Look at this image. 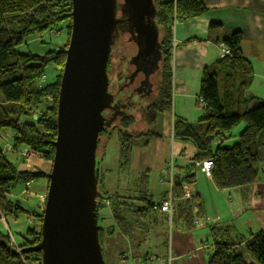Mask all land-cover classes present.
Returning <instances> with one entry per match:
<instances>
[{"label": "trees", "instance_id": "1", "mask_svg": "<svg viewBox=\"0 0 264 264\" xmlns=\"http://www.w3.org/2000/svg\"><path fill=\"white\" fill-rule=\"evenodd\" d=\"M163 1L158 7L155 5V25L160 32V73L157 96L145 111L143 122L148 129L141 135L147 137L144 145L149 140L161 137L154 131L157 115L171 111V48L174 24L199 17L206 12L200 0H176L175 10L171 0ZM70 13V0H0V131L10 133L13 150L31 151L50 164L57 135V96L67 46L57 51H49L43 56L21 54L16 52V47L25 38L41 35L49 28L64 23L68 25V42L71 32ZM220 27L221 25L212 23L209 30L214 31ZM210 39L212 37L208 36L206 40ZM241 41L240 31L229 33L219 42L217 40L228 48L230 54L202 70L197 102L203 108L204 118L192 124L175 117L173 137L189 141L195 154L190 159V164L185 167V175L174 177L171 217L160 211L159 202L163 200L160 199L161 196L154 200V196L147 189L146 172L137 177L135 190L127 195L117 192L108 194L103 189L98 190L101 197L97 200V212L100 202L104 200L112 211L115 222L113 228L117 227L125 238L130 237L128 233L131 232L127 220L142 226L170 225L172 228L190 230L194 228L195 220L204 218L203 203L193 196L184 198L182 192L183 186L192 184L195 162L212 160L210 180L218 190H247L264 174V101L252 102L246 99L253 73L250 62L240 51ZM49 66H54L56 71L54 79L47 83L44 74ZM128 105L127 103V107ZM115 120L121 125L114 128V131L119 142L118 170L122 171L121 169H127L131 163L134 142L127 127L132 119L124 111ZM240 125L244 128L236 136L237 142L224 146L222 143ZM106 130H102L99 139L107 133ZM112 134L109 133V138ZM216 140L222 143L216 144ZM103 156L102 153L100 159L96 160L97 165L101 163ZM97 165V185L102 188L104 172L107 171H101ZM190 175L192 176L188 177ZM47 177L48 174L41 170L18 171L0 146V218L7 214L16 217L25 213L37 222L36 227L27 229L24 242L20 244L9 234L0 233V264H28L29 259L41 264L40 253L20 252L40 242L45 202L26 209L19 200H10L8 196L16 183L26 185L32 181L45 180L48 185ZM162 195L165 198L166 194ZM102 231L99 227L98 238L104 262L107 264L103 253ZM216 231H212V249L207 254L206 264H245V256L254 264H264V231L246 239L239 237V240H232L226 234L217 237L214 234ZM107 232L110 234L111 230L105 229V234ZM142 257V263L153 261V257H148L147 254Z\"/></svg>", "mask_w": 264, "mask_h": 264}, {"label": "water", "instance_id": "2", "mask_svg": "<svg viewBox=\"0 0 264 264\" xmlns=\"http://www.w3.org/2000/svg\"><path fill=\"white\" fill-rule=\"evenodd\" d=\"M123 1L124 21L115 19V0H70L71 32L57 96L41 239L20 252L40 253L41 264H105L98 238L96 149L102 130L116 119L105 122L102 115L113 110L106 69L115 28L128 23L142 45L137 56L155 52L152 59L160 61L154 1Z\"/></svg>", "mask_w": 264, "mask_h": 264}, {"label": "rangeland", "instance_id": "3", "mask_svg": "<svg viewBox=\"0 0 264 264\" xmlns=\"http://www.w3.org/2000/svg\"><path fill=\"white\" fill-rule=\"evenodd\" d=\"M154 5L158 7L161 3H164L163 0H153ZM172 1V0H171ZM116 4V12L115 19L117 20H126L128 15L126 14V5L123 0H115ZM173 9L175 10V3H173ZM153 24L155 25V19H153ZM123 28H115V31L112 35V44L110 47L109 60L107 63V78H108V93L115 94L118 86L117 77L118 74L122 76L126 73L125 67L126 65H122L119 68V65L122 63L120 60L123 55H133L138 50V42L137 37L133 33V31L129 24L124 22ZM67 23L56 25L54 27L49 28L48 31H45L41 35H31L23 41L22 44L16 47V52L21 54H32L35 56H43L49 51H57L59 48H65L68 46L67 42V32L68 30ZM70 27V24H69ZM179 27V22L174 24L173 28V39L176 29ZM159 32V31H158ZM160 34V32H159ZM173 42V40H172ZM218 60L225 59L229 56L228 54H223L222 47L223 44L218 43ZM67 48V47H66ZM228 49V48H227ZM171 53H173V47L171 48ZM128 56V57H129ZM154 57V56H153ZM172 60V57H171ZM215 61V62H216ZM214 62V63H215ZM54 66H49L44 74V80L47 83H50L55 76ZM162 67V66H161ZM172 67V64H171ZM159 64L158 70L154 73V92L153 94L142 101H139L136 97H134L127 109L125 110L126 115L131 117V124L127 127V131L134 137H132L134 146L132 148L131 154V163L127 169H121L122 171L118 172L117 166L119 162V142L114 131V128H118L120 122L118 120H114L112 124L107 127L106 132L103 136L100 137L97 149H96V160L100 159L101 154L104 156L102 158L101 163H99L98 168L104 172V183L103 190L108 194H113L117 192L118 194H128L132 193L137 183L136 175L140 172L147 173V189L150 194L154 196V200L163 199L159 202V204H163L166 200L172 197V188L174 177L183 176L184 167H179L178 165L183 162V160H187V164H190V159L188 160V156L191 154L192 146L189 141H182L175 139L173 137V124L175 117L173 115L174 109V95H173V83H171V92H172V105L171 111L167 113H161L157 115L156 126L154 127V131L160 134V138L156 140H149L147 145H144L147 137L141 136L148 128L146 127L144 121L145 111L148 106L153 103L157 96V84L159 83ZM172 78H173V69H172ZM250 92L246 93V99L252 100V102L257 101L252 97L249 98ZM2 102V95L0 94V103ZM261 102V101H259ZM251 105V104H250ZM176 106L181 107V104L178 102V98L176 96ZM184 109L185 106H184ZM187 110V109H186ZM192 112L195 114H187L186 118L189 123L195 124L201 119L204 118L205 114L203 108L200 106L199 102L194 103L192 100L191 106ZM188 111V110H187ZM189 112V111H188ZM105 118V122H108L113 115V111L110 109L109 111H105L102 114ZM178 117V116H177ZM112 126V127H111ZM244 126H238L230 135V138H227L223 143L219 140H216V144H226L229 143L230 140H235L236 136L243 130ZM113 129V130H112ZM113 133L109 138V133ZM3 131H0V135H2ZM140 135V136H138ZM109 138V139H108ZM237 142V140H236ZM8 144L12 148L11 137L8 139ZM0 146L4 147L3 142L0 138ZM4 149V148H3ZM13 149V148H12ZM21 150V149H20ZM15 151L7 150L6 157L7 159L16 165V161L14 157ZM48 163V162H47ZM49 165V164H48ZM50 170L47 174L50 173ZM186 171V170H185ZM198 176L201 173L200 170L195 168ZM142 175L144 173H141ZM202 174V173H201ZM185 175V174H184ZM203 175V174H202ZM203 177L204 176H200ZM206 179V177L204 178ZM210 180V178H207ZM41 180L32 181L34 184L26 190V186L21 183H16L12 188L10 195L8 196L10 200H19L22 203V206L26 209H29L32 205L35 204L36 199L34 197L39 198L40 203L43 204L45 202L46 192H47V184L46 190L43 195L39 196L36 194L37 189L36 186L40 183ZM45 181V180H44ZM46 183V181H45ZM189 186V185H187ZM128 187V188H127ZM100 185H97V191L101 190ZM129 190V191H127ZM218 190V189H217ZM27 191L29 194H27ZM102 191V190H101ZM182 192L185 198H189L192 194V191L188 188L182 187ZM188 192L189 196H186ZM206 207L208 209V217L210 220H223L230 218V212L227 209V206L222 203V207H224V211L221 210L219 206V202L215 196V193L210 191L209 189L206 191ZM161 194V195H160ZM162 194H166L165 198ZM174 202V199H173ZM225 202V201H224ZM161 204V205H162ZM160 205V207H161ZM98 226L100 227L103 233L102 244H103V253L104 258L107 264H143L142 262L136 263L133 257L139 256L140 261H143V255L147 253L151 258L155 257V261L150 264H165L166 257L168 258V248L170 249L171 255L173 254L172 249V234L169 236L168 230L169 225H152V226H142L137 225L131 220H127V225L131 228V232L128 233L130 237L125 238L115 227L114 218L112 215V211L107 205V203L103 200L100 202V207L98 209ZM32 217H28L25 213L19 214L18 216L13 215H3L0 218V233L9 234L18 244L24 242V238L26 236L27 229L36 227L37 222ZM203 221V218L199 219ZM243 223L242 220L236 222V226H239ZM106 230H111V233L105 234ZM261 232V231H260ZM243 238V237H242ZM249 238V237H248ZM208 242L211 243V238L208 239ZM140 246L139 250L135 247ZM211 249V245L209 246ZM106 253V254H105ZM190 254H188L189 256ZM153 259V260H154ZM247 261V263H246ZM139 262V261H138ZM150 262V261H148ZM40 262L28 260V264H39ZM245 264H254L249 257L245 256Z\"/></svg>", "mask_w": 264, "mask_h": 264}, {"label": "crops", "instance_id": "4", "mask_svg": "<svg viewBox=\"0 0 264 264\" xmlns=\"http://www.w3.org/2000/svg\"><path fill=\"white\" fill-rule=\"evenodd\" d=\"M200 1L206 8V12L199 17L179 22V27L174 31L175 35L172 42V85L175 98L173 115L185 121H187V114H195L191 110L192 100L195 103L198 97L203 68L214 64L218 59V42L224 36L234 31L241 32L240 51L242 56L252 66L253 76L248 90L250 92L249 98L252 97L258 101H264V0ZM212 23L219 24L221 27L210 31L209 25ZM208 36H211L212 39H217L218 42L212 39L206 40ZM176 96L181 107L176 106ZM184 106L189 112L184 109ZM1 134L0 138L4 144L3 148L7 147L8 149L11 147L8 144L10 133L3 132ZM236 140L237 137L235 140L228 141L229 143L226 145L230 146ZM8 150L16 152L14 153V157H16V165L14 166L18 171L41 170L44 173H48L49 169H51V164L45 162L37 155L32 156L28 161H24L20 158L22 149L13 150L9 148ZM194 154L195 149L192 146L188 160ZM186 165L187 160L184 159L178 166L185 168ZM118 172L120 171L118 170ZM183 172L184 175L185 169ZM194 172L192 184L184 187L188 188L190 192L192 191L193 197H196L199 202L203 203L205 216L203 221L199 219L195 220L194 228L190 230H183L181 227H171V251L173 253L171 255V264H206L207 254L211 250L209 247L211 243L208 242V239L211 238L212 242L213 229L217 230L216 233L214 232L217 237L226 234V237L232 240H239V237L246 239L253 234L264 231V174L247 190L239 188L217 190L212 180L204 179V175L199 174L200 176H204L203 178L198 176L197 171ZM141 173L144 172H140L136 175V178ZM34 182L29 183V188ZM103 183L101 185L102 189ZM209 186L210 191L215 193L221 210L224 211L222 203L227 206L230 218L223 220H215L216 218H214V220H210L208 217L205 196ZM36 189L38 196L39 194L43 195L46 190L45 181L41 180ZM183 197L185 198V196ZM34 198L36 202L32 206L36 207L40 204V201L39 198ZM239 220H242L243 223L236 226V222ZM135 248L139 250L140 246ZM188 254L190 255L188 256ZM148 257L150 256L148 255ZM133 258L136 263L141 262V257L136 255ZM152 262L146 261L143 264H150ZM165 264H168L167 257Z\"/></svg>", "mask_w": 264, "mask_h": 264}, {"label": "flooded vegetation", "instance_id": "5", "mask_svg": "<svg viewBox=\"0 0 264 264\" xmlns=\"http://www.w3.org/2000/svg\"><path fill=\"white\" fill-rule=\"evenodd\" d=\"M138 50L133 55H123L120 60L122 65H126L125 74L122 76L118 74L117 81L118 86L115 94H111L113 101L111 106L113 109V115L119 116L123 115L127 103L136 97L139 101L149 98L154 92L155 77L154 73L158 70V64L155 59H152V55L156 56L155 52L149 55L137 56L138 51L142 47L141 43L138 41ZM160 45V37H159ZM160 48V47H159ZM129 56V57H128ZM160 62V61H159Z\"/></svg>", "mask_w": 264, "mask_h": 264}, {"label": "built area", "instance_id": "6", "mask_svg": "<svg viewBox=\"0 0 264 264\" xmlns=\"http://www.w3.org/2000/svg\"><path fill=\"white\" fill-rule=\"evenodd\" d=\"M176 0H172L173 3H175ZM222 52L223 54H228L229 50L224 46L222 47ZM3 149V148H2ZM9 149V148H8ZM7 147L5 149H3V151H7L8 150ZM32 156H34V154L31 151L28 150H24L21 152L20 154V158L23 159L24 161H28ZM195 168L199 169L200 172L206 177V178H210V173H211V169L213 167V162L211 159L208 160H204V161H200V162H195L194 163ZM27 187V189L29 188V183H27L25 185ZM26 189V190H27ZM27 194H29V192L27 191ZM186 196L188 195V192L186 194ZM162 204V203H161ZM160 204V205H161ZM172 210H173V198L171 197L170 199L166 200L160 207V211L165 213L169 218L172 215ZM171 226L169 225V230H168V234L169 236H171ZM13 243V242H12ZM170 250V249H169ZM170 251L168 252V264H171L172 262V257L170 255Z\"/></svg>", "mask_w": 264, "mask_h": 264}, {"label": "bare ground", "instance_id": "7", "mask_svg": "<svg viewBox=\"0 0 264 264\" xmlns=\"http://www.w3.org/2000/svg\"><path fill=\"white\" fill-rule=\"evenodd\" d=\"M170 255H171V254H170ZM153 259H154V258H153ZM153 259H152V260H153ZM155 260H156V259H154L153 261H155Z\"/></svg>", "mask_w": 264, "mask_h": 264}]
</instances>
